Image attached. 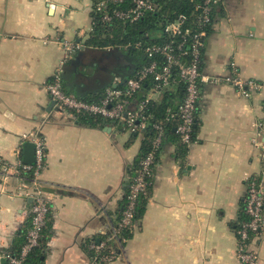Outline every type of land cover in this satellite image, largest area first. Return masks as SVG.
<instances>
[{
	"label": "crops",
	"instance_id": "obj_1",
	"mask_svg": "<svg viewBox=\"0 0 264 264\" xmlns=\"http://www.w3.org/2000/svg\"><path fill=\"white\" fill-rule=\"evenodd\" d=\"M98 1L0 0V264L24 241L32 208L30 184L1 170L23 159L32 135L46 146L40 179L50 211L46 247L27 264H93L86 242L106 238L124 204L143 137L80 121L47 88L63 65V91L91 101L134 73L127 51L89 44ZM209 30L196 140L182 156L165 136L143 216L113 264H244L237 229L246 177L264 189V92L247 98L211 81L229 77L235 63L243 79L264 83V0H221ZM64 42L79 49L69 54ZM251 249L264 264V225Z\"/></svg>",
	"mask_w": 264,
	"mask_h": 264
},
{
	"label": "built area",
	"instance_id": "obj_2",
	"mask_svg": "<svg viewBox=\"0 0 264 264\" xmlns=\"http://www.w3.org/2000/svg\"><path fill=\"white\" fill-rule=\"evenodd\" d=\"M195 1V0H192ZM196 10L199 17L196 21H189L184 14L178 15L168 22L162 30L167 39L162 44L143 46L136 43L137 49H142L149 58V63L143 65L134 77L126 81L125 89L118 88L117 84L105 91L104 98L99 103L87 102L84 99L66 94L63 91V65L57 69L53 80L48 85V91L56 105L64 110L80 116L100 117L117 125L125 127L129 133H139L146 129L148 119L146 115L148 103L154 101L146 97L138 102L134 109L131 103L134 96L142 89L147 79L152 80V94H160L171 88L176 73L178 79L185 84V98L178 108L180 123L177 134L183 144L192 145V132L201 97L200 85L205 76L200 68L203 49L208 37V29L213 23V12L220 6L221 0H196ZM161 10L159 0H100L95 5L96 17L106 25L134 24L149 14ZM67 53L72 54L78 45L62 43ZM127 46L126 48H128ZM231 75L223 80L214 79L212 83H226L234 88L243 97H252L253 93L264 92V83L255 80H245L241 77L235 63L231 64ZM174 115H172L173 117ZM156 137L153 140L152 150L147 153L141 162L136 177L129 185V193L121 218L110 226L109 234L99 244L90 243L93 251V264H113L119 251H123L125 240L122 237L124 230L135 225V209L141 192L147 188L146 177L151 176V168L156 164L161 149L165 130L161 123L154 126ZM35 145V164L26 165L22 160L17 165L4 164L1 170L3 176H17L27 181L31 186L27 197L32 200L31 227L26 241L18 253L5 255L7 264H27L30 255L39 247L40 240L47 224L50 211L48 200L44 195V183L41 173L45 166L46 146L36 134L29 137ZM264 159V152L261 154ZM31 172L32 177L26 178L25 173ZM247 180V196L244 205L246 219L237 229L238 258L244 264H257V255L252 245L260 236L264 225V189L256 176L249 175Z\"/></svg>",
	"mask_w": 264,
	"mask_h": 264
},
{
	"label": "trees",
	"instance_id": "obj_3",
	"mask_svg": "<svg viewBox=\"0 0 264 264\" xmlns=\"http://www.w3.org/2000/svg\"><path fill=\"white\" fill-rule=\"evenodd\" d=\"M159 3L161 5V10L158 13L149 14L143 19L139 20L138 22L134 24H122L121 22H116L114 25H106L103 24L99 17H96L95 23H94V29H93V37L91 38V41L89 44L91 46L100 47V48H112V49H123L124 52H128L129 55L136 58L137 67L134 71V73L118 85V88L125 89L126 81L130 79L131 77H134L138 70L145 64L149 63V58L145 55L144 51L142 49H137L135 47L136 43H142L143 46L147 45H154V44H162L167 39L163 36L162 30L163 27L170 21H173L178 15L184 14L188 17L189 21H196L199 17V11L196 10V4L197 1L192 0H159ZM216 10V9H215ZM214 10V12H215ZM213 12V16H214ZM208 29V33H209ZM152 33H154V36H151ZM129 46L128 48H126ZM204 50V49H203ZM203 56V55H202ZM202 61V58H201ZM200 68L201 62H200ZM202 70V69H201ZM173 79L175 81L172 83V85H176L177 89L175 91L166 90L163 92V97L159 101H151L148 103L146 115L149 117L148 119V125L146 129L142 132L133 134L130 133L132 136H142L143 142H142V148L141 152L139 154L138 159L134 162L133 166L128 171V177L129 182L126 190V197L123 206L121 207L120 211L117 213V220L119 221L121 218L122 210H124L126 202H127V196L129 193V185L133 181V179L136 177L138 170L140 169L141 162L152 150V144L153 140L156 137V130L154 129V126L157 123H161L165 130V136L171 135L175 137V140L178 142L179 147V154L184 156L187 152L188 146L186 144H183L180 139L179 135L177 134V127L180 123L179 116L178 115V108L180 104L183 102L185 98V84L181 82L176 73L173 76ZM153 86V82L150 79H147L142 87V89L134 96L133 101L131 105L134 103L135 105L138 104V102L143 101L146 96L144 95L147 90L151 89ZM172 87V86H171ZM105 92H102L98 96H96L93 100H86L87 102L91 103H99L104 98ZM177 101H179L178 105L176 104ZM172 115H174L172 117ZM80 118V121L85 123H90L93 125H97L101 122H103L104 119L100 117H91L87 115H80L78 116ZM106 121V120H105ZM197 125H198V111L195 112V123L193 125V132H192V139L191 141L194 143L196 140V133H197ZM123 131L128 130L123 127ZM129 133V132H128ZM165 138V137H164ZM164 140V139H163ZM159 155V154H158ZM155 166V165H154ZM151 168V176L146 177L147 181V188L144 192H141L136 204L135 209V225L137 222H139L143 216L144 209H145V203L147 201V198L151 192L152 189V173L153 168ZM26 178H31L32 173L27 172L24 174ZM243 217L246 219V216L244 213H242ZM31 220L32 217L30 216V220L28 221L27 225L30 224L29 229L31 227ZM47 227V224H46ZM46 227L43 232V237L40 240L39 247L31 254L33 255L37 250H44L47 244V236L46 233ZM134 227V226H133ZM132 228L126 229L122 233L123 239L126 241L131 238L132 235ZM29 231V230H28ZM27 234L24 237V241L19 244L18 247L15 246V248L12 251V255H15L18 253L21 246L26 241ZM105 238H94L93 241L95 244L101 243ZM85 249L87 250L88 254L93 257L94 253L90 249V241L86 242ZM30 255V257H31ZM29 257V258H30ZM29 260V259H28ZM28 262V261H27Z\"/></svg>",
	"mask_w": 264,
	"mask_h": 264
},
{
	"label": "water",
	"instance_id": "obj_4",
	"mask_svg": "<svg viewBox=\"0 0 264 264\" xmlns=\"http://www.w3.org/2000/svg\"><path fill=\"white\" fill-rule=\"evenodd\" d=\"M56 104V103H54ZM23 163L26 165L35 164V145L32 142H26L23 145ZM3 264H7V261L4 259Z\"/></svg>",
	"mask_w": 264,
	"mask_h": 264
},
{
	"label": "rangeland",
	"instance_id": "obj_5",
	"mask_svg": "<svg viewBox=\"0 0 264 264\" xmlns=\"http://www.w3.org/2000/svg\"><path fill=\"white\" fill-rule=\"evenodd\" d=\"M155 34L154 33H152V35L151 36H154Z\"/></svg>",
	"mask_w": 264,
	"mask_h": 264
}]
</instances>
